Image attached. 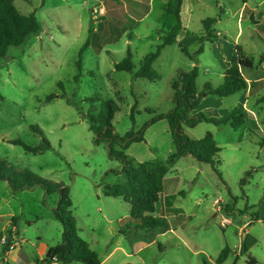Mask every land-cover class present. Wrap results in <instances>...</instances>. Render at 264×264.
Wrapping results in <instances>:
<instances>
[{
    "label": "rangeland",
    "instance_id": "374dc122",
    "mask_svg": "<svg viewBox=\"0 0 264 264\" xmlns=\"http://www.w3.org/2000/svg\"><path fill=\"white\" fill-rule=\"evenodd\" d=\"M168 1L15 0L21 14H36L41 30L22 46L11 47L0 60V158L17 170L70 187L78 234L101 260L112 254L104 264H218L225 248L230 253L222 264H249L250 258L264 264V97L255 105L259 126L250 121L247 128L235 130L204 122L192 131L202 138L215 132L222 149L217 158L222 179L211 165L192 157L181 158L170 169L165 187L173 186L174 195L168 200L173 232L166 231L169 225L160 230L135 229L125 219L131 206L105 194L107 185L124 181L123 163L110 156L108 143L95 142L90 116L98 117L103 104L113 100L119 107L113 121L116 133L125 137L142 131L155 117L175 108L172 82L179 70L189 72L195 64L179 45L188 46L193 54L208 42L201 45L188 38L165 48L155 63L160 79L153 82L115 70L130 52L137 71L144 57L160 44V37L175 25L164 11ZM246 1L250 7L264 2ZM188 4L193 12L190 31L200 35L203 30L201 39L206 36L202 23L207 18L222 17L219 30L238 32L243 0H187L185 17ZM243 26L246 29L248 22ZM256 41L250 55L258 60L264 41ZM213 59L210 49L201 55L199 92L215 71ZM185 132L189 135L188 127ZM43 139L52 149L37 155L10 143L21 140L39 148L44 146ZM112 147L128 155L134 165L164 163L175 150L166 120L150 125L144 141L127 150L120 144ZM48 196L39 187L13 193L0 180V231L15 217L16 241L27 242L35 255H44L63 239V224L54 214L59 196ZM223 217L231 220L226 228L221 225ZM7 231L3 238L11 237ZM248 236L257 243L242 253ZM4 249L0 248V254Z\"/></svg>",
    "mask_w": 264,
    "mask_h": 264
},
{
    "label": "trees",
    "instance_id": "16d2710c",
    "mask_svg": "<svg viewBox=\"0 0 264 264\" xmlns=\"http://www.w3.org/2000/svg\"><path fill=\"white\" fill-rule=\"evenodd\" d=\"M185 0H169L165 12L175 19V25L169 28V31L160 37V44L156 46L154 52L144 57L137 71L132 62V54L120 63L115 65L117 72H126L132 74L135 78L156 81L160 79L159 72L155 69L154 64L160 58L163 50L169 46L178 44V36L183 29L182 23V6ZM218 19L207 18L203 21V28L206 36L198 39L199 44L204 41L214 42V26ZM41 25L36 14L23 15L15 6V0H0V60L7 57L11 47L22 46L27 38L40 32ZM190 34H188V37ZM85 44L80 52V60ZM181 51L196 66L189 72L180 71L177 78L172 82L173 100L175 108L166 114L155 117L150 123L144 126V129L138 133L129 132L125 137H120L113 124L115 115L119 112L118 105L113 101H107L103 104L101 113L97 116H90L91 130L96 135V143H108L110 156L122 161L123 168L121 173L125 181L114 185H107L105 194L123 199L131 206V214L128 220L135 229L141 230H160L168 227L165 219L156 216L160 195L164 190V178L168 174L169 167L174 165L177 160L185 157H192L199 163L211 165L214 172L222 179L221 173L217 167V158L222 151L216 144L215 137L208 132L203 139L196 140L191 138L185 132V127L195 128L201 123L213 124L217 127L230 124L233 129L242 128L247 121V114L239 108L231 110L221 118L208 117L204 113L192 115L201 104L204 97L215 96L219 98L230 97L247 89V82L242 74L244 70H251L255 67L254 61L241 46L234 49L232 65L225 71L224 82L217 88H213L209 83L204 85V90L199 92L197 80L199 78L198 56L203 53L204 46L193 54L190 53L188 46L180 44ZM51 96L48 100H52ZM136 111V106L132 109V117ZM159 120H167L170 126L173 144L176 152L169 156L166 163H139L134 165L128 155L123 152H115L114 144H120L124 150H127L133 143L144 141V131L152 124ZM32 130L38 134L41 131L38 127L33 126ZM44 146L32 148L21 140H14L10 143L22 146L27 152L40 154L52 149L51 144L43 139ZM264 145V140L263 143ZM250 176V174H248ZM0 180L8 184L13 193H19L26 190L42 188L47 195L58 194L59 201L54 214L63 224L64 233L62 241L56 246L51 247L43 264H53L60 262L62 264H102L99 255L94 252L90 245L83 240L78 234V226L73 215V202L71 189L64 183L54 182L44 179L29 170H17L10 166L6 160L0 158ZM244 183V181H243ZM12 225L17 226L16 219H12ZM124 231H120L123 233ZM12 238L4 250L8 252ZM257 241L248 236L242 243V253H248ZM230 253L229 248H225L217 259L218 264H222ZM8 264V263H6ZM249 264H258L250 258Z\"/></svg>",
    "mask_w": 264,
    "mask_h": 264
},
{
    "label": "crops",
    "instance_id": "0c3cea01",
    "mask_svg": "<svg viewBox=\"0 0 264 264\" xmlns=\"http://www.w3.org/2000/svg\"><path fill=\"white\" fill-rule=\"evenodd\" d=\"M186 1L187 0L184 1V4ZM184 4L182 6V11H181L183 29L178 36V42H181L183 39H187L188 34H190L188 38H190V40L192 39L194 43H196L198 39L202 38L203 30L200 35H196L194 32L190 31V21H191V17L193 16L192 6L191 4H188V12L185 17L183 13V9L185 10ZM227 13H228L227 10L223 12L224 18L227 16ZM216 19H218V22L215 25L216 27L214 26V35L216 36V38L213 43L204 42L205 44H204V51H203V53H205L208 49H210L214 55L213 63L215 66L213 67V69L215 71L213 72V74H211L210 76L211 79L208 82H206V83H209L213 88H217L223 84L225 71L228 70L232 65L234 49L236 46H241L247 54L253 55L254 50L251 45H252V42H254V39L256 38L258 41L259 40L264 41V2L256 4L254 7H250L249 2L246 0H243V5L238 11L239 28H238V32L236 33V35L232 33L229 34L227 30H224V31L222 29L219 30L218 25L221 23L222 17H219ZM246 21L248 22V27L245 29L243 25H244V22ZM168 31H169V28H168ZM245 32H248V33L246 34ZM261 49H262V52H261L262 54L259 56L258 60H255L253 56L250 55L254 61L255 67L251 70H244L242 72L247 82V89L245 91L240 92L230 97H225V98H216V97H211V96L204 97L198 109L193 112V115L198 114V113H204V114H207L209 117L221 118L225 116L226 114H228L231 110L235 108H239L247 114L246 124L240 129L247 128L249 124L248 122L250 121H251V124H254L255 126L261 125V123L259 122V118L256 114L257 112L255 110V107H257L255 105H257L258 100L264 97V48L262 47ZM203 53H201L198 56V66H199V62H201V55H203ZM195 64H193V67H195ZM154 67H155V64H154ZM179 72L180 70L177 72L176 78ZM252 102L254 103V105L251 106ZM260 110H263V107H260ZM223 127L227 128V127H231V125L227 124V125L220 126L218 128H223ZM196 128L197 127L189 128L190 137L196 140L203 139L206 135L202 138L201 136L200 137L195 136V134L192 133V131ZM169 129H170V126H169ZM236 130H239V129H236ZM212 133L215 137V134H214L215 132L212 131ZM263 140H262V143H263ZM216 144L218 146L217 141H216ZM175 152H176V149L174 150V152L169 153L164 163H166L169 156L174 154ZM179 160H177L174 165L169 167L168 173L170 172V169L174 167ZM165 181H166V177L164 178V190H163V193H161L160 195V201L158 204V210H157L156 216L159 218L165 219L167 221L169 228L166 231L173 232V229L170 227V224L168 222V220H170V217L168 216V213H169L168 200L174 195V193H172L173 186L172 188L170 186L166 188ZM49 198L50 196H48V199ZM55 203L57 205L58 200L54 201V204ZM13 218L15 217L11 216V220H8L7 225L5 226L4 230L0 231V248L2 247V249H4V246L1 245V242H2V238L6 235L5 231L7 230H8L7 231L8 235L11 236L12 238V242L13 241L17 242L18 246L13 251L6 252L5 254H4L5 251L2 250V253L0 254V264H6V263L10 264L9 263L10 260L13 261L15 264L19 263V261L21 260L26 261L28 264H33V263L40 264L41 262L43 263V260L46 257L45 254L47 252L44 255H39V254L35 255V253L31 251V248L27 246L28 244L27 242H24V241L21 242L18 238L16 241V237L18 236L15 235V232H16L15 230H17V227L11 224ZM162 232L164 231H161L159 233H162ZM111 255L112 254H110L105 260H101L102 264H104L111 257ZM53 264H62V263L54 262Z\"/></svg>",
    "mask_w": 264,
    "mask_h": 264
},
{
    "label": "built area",
    "instance_id": "2783aa9c",
    "mask_svg": "<svg viewBox=\"0 0 264 264\" xmlns=\"http://www.w3.org/2000/svg\"><path fill=\"white\" fill-rule=\"evenodd\" d=\"M231 224V220L227 219V218H222V222L221 225L222 227L226 228L227 226H229ZM10 240V237H5L2 239V244L3 246L6 245L8 243V241ZM17 243L15 241H13L10 245V251H13L14 249H16L17 247Z\"/></svg>",
    "mask_w": 264,
    "mask_h": 264
}]
</instances>
